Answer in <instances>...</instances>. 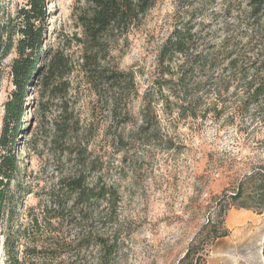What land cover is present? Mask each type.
Returning <instances> with one entry per match:
<instances>
[{
	"label": "rangeland",
	"instance_id": "374dc122",
	"mask_svg": "<svg viewBox=\"0 0 264 264\" xmlns=\"http://www.w3.org/2000/svg\"><path fill=\"white\" fill-rule=\"evenodd\" d=\"M27 2L0 0V29L14 44L8 54L0 51V138L5 105L15 92L11 66L20 39L19 13ZM250 2L158 0L138 27L113 43L104 61L133 75L134 90L130 83L131 93L114 121L110 94L102 92L100 99L82 71L78 18L85 2L45 0L46 43L68 56L69 86L55 93L30 87L19 122L9 126L10 134L21 126L11 147L21 169L13 182L19 206L12 230L20 228L28 246L66 243L64 251L55 256L46 251L40 260L102 264L98 239L116 236L118 247L107 264H179L201 228L216 220L240 180L264 160V99L259 107L246 109L245 103L246 84L264 77V13L254 15ZM187 28L195 34L194 51L206 58V68L194 73L187 94L179 88L167 92L165 103L154 89L161 76L159 54L175 30ZM231 61L237 66L229 70ZM175 62L177 72L188 60L176 57ZM149 101L153 107L146 118L152 131L139 133L141 111ZM86 145V156L96 159L97 167L90 181L100 178L112 187L118 204L112 219L96 214L85 222L90 227L81 228L76 225L81 220L71 214L74 195L68 180L82 168ZM223 219L228 234L209 249L206 264H264V211L233 207ZM83 230L91 243L84 249L76 243ZM4 260L0 238V264Z\"/></svg>",
	"mask_w": 264,
	"mask_h": 264
},
{
	"label": "trees",
	"instance_id": "16d2710c",
	"mask_svg": "<svg viewBox=\"0 0 264 264\" xmlns=\"http://www.w3.org/2000/svg\"><path fill=\"white\" fill-rule=\"evenodd\" d=\"M83 1L86 7L78 18L82 29L81 37L78 38L83 49L82 71L100 99L102 92L110 94L107 97V103L111 108V117L116 121L123 100L127 99L131 93V88L128 86L130 83L134 90L133 75L120 72L118 69H111L107 63L104 64V61H107L113 43L126 38L134 28L138 27L158 0ZM250 5L254 15L264 13V0H251ZM19 17L22 19L18 31L20 39L15 46L17 57L11 66L15 92L12 101L5 105L3 134L0 138V145L5 153L0 156V238L5 255L4 264H47L40 260V256H43L46 251L52 256L64 251L65 242L57 241L50 248H45V246L38 248L37 245L28 246L24 232L20 228L16 233L12 230L11 221L19 206L15 200L17 192L13 191V182L21 173L20 162L12 148L16 146L15 138L20 136L21 126L13 129L12 134L9 132V126L12 122H19L22 100L30 87H40L52 93L59 88L66 90L69 84L65 79L71 74L72 64L64 52L54 51L47 46L45 0H28L25 8L20 11ZM192 33L190 28L175 30L160 51L158 64L161 76L160 80H156L154 89L165 103L170 96L166 94L167 92L172 94L179 88V91L187 94V87L194 73H200L206 68L203 63L206 58L204 59L201 53L196 54L194 51L195 34ZM4 35L7 37L6 42L3 40ZM13 47L12 36L0 29V51L6 55ZM176 57H185L188 62L183 63L177 72H174L173 64H176L174 63ZM206 57H208L207 54ZM200 59H203L202 62ZM189 64L191 68L186 70L185 67ZM229 65L231 66L227 69L231 70L237 66V62L231 61ZM166 76L176 78V84H173L172 79H165ZM246 85V109L251 106L259 107L260 101L264 99V77L256 78L254 82ZM224 91H228V88ZM152 107L153 103L149 101L148 105L142 109V124L137 132L152 131L146 118L147 110L150 111ZM185 110L186 108L181 104L179 112L183 114ZM125 114H128L126 110ZM84 149L86 156L87 145ZM85 156L81 163L82 168L68 180V187L74 195L71 214L73 213L81 220L76 223L81 228L90 227V224H85V222L94 220L96 214L99 218L112 219L118 204V193L112 187L103 184L100 178H97L95 182L90 181L97 171L96 159H91V155ZM233 207L264 211V160L244 175L234 192L228 197L224 208L216 214V220H209L201 228L179 264H206L209 249L228 234L224 226L223 215ZM34 225L38 226L37 220ZM85 232L89 231L83 230L78 234L77 248L84 249L90 246L89 235H85ZM98 245L101 248V262L107 264L105 260L113 252L115 253L118 247L117 237L114 236L112 239L111 237H100ZM262 253L264 258V245Z\"/></svg>",
	"mask_w": 264,
	"mask_h": 264
}]
</instances>
